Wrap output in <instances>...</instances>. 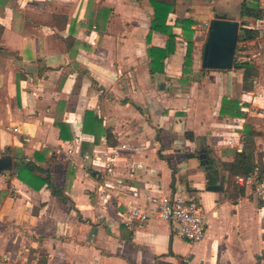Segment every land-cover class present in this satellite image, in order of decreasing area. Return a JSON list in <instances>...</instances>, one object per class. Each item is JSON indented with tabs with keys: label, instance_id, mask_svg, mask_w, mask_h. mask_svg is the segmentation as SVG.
Listing matches in <instances>:
<instances>
[{
	"label": "crops",
	"instance_id": "0c3cea01",
	"mask_svg": "<svg viewBox=\"0 0 264 264\" xmlns=\"http://www.w3.org/2000/svg\"><path fill=\"white\" fill-rule=\"evenodd\" d=\"M167 1V24L189 15L196 21L197 74L203 23L216 13V0ZM227 1L239 9L237 18L225 17L261 26L254 40L241 42L238 57L253 64L250 90L233 68L181 82L186 43L177 26L164 72L153 74L146 49L164 47L166 36L149 32L150 0H0V156L7 147L25 159L45 149L55 157L51 180L66 196L34 190L16 171L0 170V264H264V202L253 195V182L235 181L244 194L230 199L220 166L241 150V133L251 124L262 131L254 157L264 172V29L261 20L240 18L241 0ZM250 44L256 56L245 55ZM224 96L241 102V117H219ZM86 110L110 137L103 133L93 143L81 132ZM57 114L73 138L60 139ZM102 151L114 158L111 172L99 166ZM93 156L99 158L91 166ZM211 171L221 191L206 190ZM174 194L200 202V242L180 237L172 222L124 223L129 207Z\"/></svg>",
	"mask_w": 264,
	"mask_h": 264
},
{
	"label": "trees",
	"instance_id": "16d2710c",
	"mask_svg": "<svg viewBox=\"0 0 264 264\" xmlns=\"http://www.w3.org/2000/svg\"><path fill=\"white\" fill-rule=\"evenodd\" d=\"M153 8V14L150 19L149 32L157 31L166 36V44L164 47L148 46L146 49L147 55L150 59V69L153 74L164 72V61L167 56L173 53L176 45V34L173 31V26L181 28V35L186 43L185 55L181 68V82H187L195 75L203 76L206 72L205 69H199L197 74L193 70V55H194V29L192 26L196 23L191 15L183 18L176 19L174 25L167 24L168 14L173 10V3L167 0H150ZM240 18H253L261 20L264 17V8L260 6V0H241ZM259 33V29L250 28L244 20L240 21L236 50L238 49L239 42H248L254 40ZM149 40V35H148ZM232 68L234 70L242 71V89L250 90L252 88V76L255 71L253 64L250 60H241L234 56ZM220 118H237L242 116L241 102L235 98L224 96L221 99L219 107ZM54 126L59 129V137L62 140L73 138L70 132L69 125L62 121L61 115L57 114L53 121ZM82 133L91 134L93 143H98L103 133L110 137L107 131L102 128V120L96 116L92 111L86 110L84 112L83 121L80 128ZM262 131L258 130L254 125L245 124L243 132L240 136L241 150L236 151L233 155V160L230 162H220L223 171L226 172L225 179L226 192L230 199L237 198L244 194L243 186L235 182L236 175H247L254 167L256 161L254 157L255 142L254 137L261 134ZM186 135L189 132L185 133ZM15 148L7 147L3 156L11 158V170L16 171V177L34 190H40L43 187L49 188L54 196L60 200L65 201L66 196L62 189L55 186L51 180V168L49 164L55 161V157L47 156V151L36 150L33 152L29 159H25L24 155H17ZM206 154V161L208 164H214V161L209 155V152L204 151ZM10 154V155H8ZM42 162H46V167H41ZM174 171L172 172L173 176Z\"/></svg>",
	"mask_w": 264,
	"mask_h": 264
},
{
	"label": "built area",
	"instance_id": "2783aa9c",
	"mask_svg": "<svg viewBox=\"0 0 264 264\" xmlns=\"http://www.w3.org/2000/svg\"><path fill=\"white\" fill-rule=\"evenodd\" d=\"M262 22L264 28V17L261 19ZM207 26L208 23H203L204 29ZM109 154V151L107 153L102 151L101 155L103 158H100L102 162L100 161L101 164L99 166L106 173L114 169V158H111ZM98 158L97 156L91 157L89 164L94 166L98 163ZM235 181L241 185L253 182V195L264 202V172L259 164H255L247 175H236ZM152 218L175 223L178 235L191 243H198L204 237L206 229L205 215L200 202L194 194L164 196L150 207L131 206L125 213L124 223L131 227L134 223L142 224Z\"/></svg>",
	"mask_w": 264,
	"mask_h": 264
},
{
	"label": "water",
	"instance_id": "95a60500",
	"mask_svg": "<svg viewBox=\"0 0 264 264\" xmlns=\"http://www.w3.org/2000/svg\"><path fill=\"white\" fill-rule=\"evenodd\" d=\"M239 25L240 23L234 18L214 13L206 28L199 69L227 70L232 68ZM204 155L202 153L200 158ZM200 163H205V160L201 159ZM10 168L11 158L9 156L0 157V170ZM222 188V183H216V173L211 171L206 190L221 191Z\"/></svg>",
	"mask_w": 264,
	"mask_h": 264
},
{
	"label": "rangeland",
	"instance_id": "374dc122",
	"mask_svg": "<svg viewBox=\"0 0 264 264\" xmlns=\"http://www.w3.org/2000/svg\"><path fill=\"white\" fill-rule=\"evenodd\" d=\"M200 4L202 5V4H203V1L200 0ZM213 6H214V12H216V13L219 14L220 16H231V15H234L236 18H237V16H238L239 4H238V2H236V1L216 0L215 2H213ZM197 16L204 18V17L206 16V14H204V13H200V14H198ZM212 17H213V16H212ZM212 17H211V18H212ZM211 18H210V19H211ZM209 21H210V20H209ZM209 21L206 20L205 23H209ZM237 21L239 22V21H241V19L238 18ZM261 25H262V29H264V28H263V22L261 23ZM200 37H201V43H203L204 40H205V37H206V29L203 31V34H202ZM255 46H256V45H254V44H250V45H248V46L245 48V50L250 51V53L245 54V55H247V56H249V57H252V55H253V56H254V55L256 56ZM241 48H243V47H242L241 42H239V43H238V49L235 50V56H236L237 58L241 56V53H239V52L241 51ZM199 52H200V54H201V50H200ZM199 63H200V62H199ZM199 63H198V64H199ZM194 79H197V76H196V75L192 78V81H193ZM180 87H182V86H180ZM183 88H184V87H182L181 89H183Z\"/></svg>",
	"mask_w": 264,
	"mask_h": 264
}]
</instances>
